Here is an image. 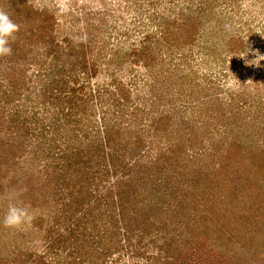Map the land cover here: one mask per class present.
<instances>
[{
	"label": "trees",
	"instance_id": "trees-1",
	"mask_svg": "<svg viewBox=\"0 0 264 264\" xmlns=\"http://www.w3.org/2000/svg\"><path fill=\"white\" fill-rule=\"evenodd\" d=\"M128 1L136 18L117 28L0 0L19 25L0 57V264H264V98L246 116L209 96L205 128L162 106L183 94L176 65L242 54L240 33L212 44L226 0ZM200 78L196 100L217 84ZM9 203L32 220L5 228Z\"/></svg>",
	"mask_w": 264,
	"mask_h": 264
},
{
	"label": "rangeland",
	"instance_id": "rangeland-1",
	"mask_svg": "<svg viewBox=\"0 0 264 264\" xmlns=\"http://www.w3.org/2000/svg\"><path fill=\"white\" fill-rule=\"evenodd\" d=\"M28 2L37 8L34 0H28ZM83 7L87 9H83ZM44 8L56 10V15L59 19L62 21L67 20L70 23H72V13H69V11L74 12L73 14L77 12H89V10L94 12L97 11L96 14L91 15L94 20L104 17L107 24L117 28L129 24L132 19L136 18L130 9L128 0H67L68 10L66 12H60L58 10L55 0H47ZM215 11L219 14L214 18V21L215 23L219 22L222 28L217 25V36L212 39V44L215 42L223 43L229 36L234 34L239 35L240 33L245 39V48L242 54L225 52L224 48H222V50L220 48L216 49L217 52L212 51L214 58H211V66L209 67H205V65H203L204 58L198 56V63H195L192 72L176 65L174 68L177 72L176 82H181L183 79L182 81L186 82V85L184 84L183 87L176 85L172 90L176 91L178 88H183V94H181V96H175L177 100L173 102L168 97L166 100L168 102L167 105L162 106L171 109L176 105V108L172 109V111L178 124H181L180 121L189 119L191 121H197L198 123L196 122V125L198 127L205 128L209 124L205 126L204 122L215 121L217 119L215 117L216 110H210L212 106H208L205 102L210 97H218L223 102L227 99L229 101H235V105H232V107L235 106V111L241 110V106L250 108L246 116L255 108L251 103L259 102L257 99L264 98V1L226 0L216 6ZM211 28L215 29V25L211 24ZM216 47L219 46L216 45ZM219 51L222 53L220 54ZM238 63L241 69L236 67ZM205 71H208V73L212 72L214 77L212 81H217V84L210 82L211 80L206 81L207 84L200 82L203 86H207L210 92L206 94V90L202 91L197 85L198 89L202 91L199 93V96H208L202 99L199 97V99L196 100L193 97L194 93L192 94L194 85H192V82H189L187 78H194V81L196 80L197 82L201 79V72L203 73ZM247 81L251 83L248 84ZM171 85L172 83L169 86L171 87ZM256 89H260V93L256 92ZM144 90H147V93L151 94V86L145 87ZM245 95L248 96L249 99H244L246 103H243V100L240 101V97ZM253 96H255V98H253ZM237 103H240V105H237ZM258 109L259 111L256 117L261 119V127L264 124V104L260 105ZM235 111L232 109L231 112ZM253 116H255V113H253ZM232 124L234 125L235 123L233 122ZM234 126L236 130H239L238 125ZM224 129L223 127L220 131H224ZM256 129L257 128L251 127L249 131L260 132L259 130L256 131ZM181 134L184 135V133ZM259 141L261 144L262 140L260 139ZM25 232L26 237L22 239L25 244H31L33 242L31 238H33L34 233L31 234L30 229L27 227L25 228ZM14 234L15 231L11 236ZM139 261L145 262V260H136V264H139ZM129 262L132 264L134 260H130Z\"/></svg>",
	"mask_w": 264,
	"mask_h": 264
},
{
	"label": "clouds",
	"instance_id": "clouds-1",
	"mask_svg": "<svg viewBox=\"0 0 264 264\" xmlns=\"http://www.w3.org/2000/svg\"><path fill=\"white\" fill-rule=\"evenodd\" d=\"M55 2L60 12L68 10L67 0H55ZM34 3L38 9L43 10L47 0H34ZM18 32L19 25L10 18L7 12L0 10V57H9L13 54L11 45L16 41ZM31 220L32 216L26 207L9 203L2 224L8 229H20Z\"/></svg>",
	"mask_w": 264,
	"mask_h": 264
}]
</instances>
